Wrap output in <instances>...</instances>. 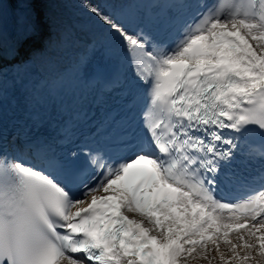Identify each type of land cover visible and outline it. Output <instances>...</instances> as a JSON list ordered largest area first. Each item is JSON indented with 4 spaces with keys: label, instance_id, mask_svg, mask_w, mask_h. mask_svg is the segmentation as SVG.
<instances>
[{
    "label": "snow or ice",
    "instance_id": "1",
    "mask_svg": "<svg viewBox=\"0 0 264 264\" xmlns=\"http://www.w3.org/2000/svg\"><path fill=\"white\" fill-rule=\"evenodd\" d=\"M7 2L29 9L13 56L29 40L40 47L21 63L56 54L37 10L53 0H0V95ZM85 7L133 58L146 95L141 135L116 160L88 150L91 172L53 159L39 140L10 154L0 138V264H186L197 249L211 264L209 243L221 264H264V184L235 201L217 196L233 136L264 137V0L205 5L169 47Z\"/></svg>",
    "mask_w": 264,
    "mask_h": 264
},
{
    "label": "bare ground",
    "instance_id": "2",
    "mask_svg": "<svg viewBox=\"0 0 264 264\" xmlns=\"http://www.w3.org/2000/svg\"><path fill=\"white\" fill-rule=\"evenodd\" d=\"M37 10L47 18V21L51 24V34L52 40L54 42L56 54L55 56H50L47 53H41L40 60L45 66L46 69H50L55 67L56 61L60 60L63 55L67 53V44L63 42L62 36H68L72 38L78 37L82 32H91V29L88 30L89 23L92 22V17H77L75 15L70 14L68 11L57 9L54 5L51 4H44L37 6ZM49 29L47 31L44 29V33L48 35ZM61 32V34H59ZM73 32H76L73 35ZM72 42V41H71ZM70 42V43H71ZM39 41L36 44H32L26 49H37L39 45ZM77 44V42H75ZM194 252L191 256L195 255ZM190 256V257H191ZM181 264H185V260L182 258ZM186 264H209L208 260H204V262H195L193 260L186 259ZM211 264H215L211 261Z\"/></svg>",
    "mask_w": 264,
    "mask_h": 264
},
{
    "label": "rangeland",
    "instance_id": "3",
    "mask_svg": "<svg viewBox=\"0 0 264 264\" xmlns=\"http://www.w3.org/2000/svg\"><path fill=\"white\" fill-rule=\"evenodd\" d=\"M50 4L54 5L57 9L68 11L70 14L75 15L77 17H85L87 12L86 10L89 9L88 7H85V5H88L85 3V0H53V2ZM238 235H240V233L233 232L230 234L229 239L239 244L240 241L237 239ZM208 248L211 249V251L208 252L209 259H211V261H213L215 264H221L219 255L215 251V247L211 243H209ZM227 248L228 246L226 244L220 242L221 252H223L226 256H229L231 255V253L228 252ZM187 259L190 261L193 260L195 262H204L205 260L204 258L201 257L199 249H197L195 255L188 257Z\"/></svg>",
    "mask_w": 264,
    "mask_h": 264
}]
</instances>
